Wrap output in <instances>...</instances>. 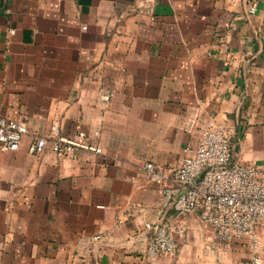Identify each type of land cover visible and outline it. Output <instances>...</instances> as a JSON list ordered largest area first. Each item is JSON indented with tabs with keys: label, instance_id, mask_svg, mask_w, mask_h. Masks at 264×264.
<instances>
[{
	"label": "crops",
	"instance_id": "1",
	"mask_svg": "<svg viewBox=\"0 0 264 264\" xmlns=\"http://www.w3.org/2000/svg\"><path fill=\"white\" fill-rule=\"evenodd\" d=\"M0 117L28 130L0 145V264H139L144 223L166 216L144 163L176 166L214 126L235 161L264 165V0H0ZM75 135L99 153L53 151ZM186 222L159 264L250 260L249 240Z\"/></svg>",
	"mask_w": 264,
	"mask_h": 264
},
{
	"label": "built area",
	"instance_id": "2",
	"mask_svg": "<svg viewBox=\"0 0 264 264\" xmlns=\"http://www.w3.org/2000/svg\"><path fill=\"white\" fill-rule=\"evenodd\" d=\"M255 12L253 4L249 13ZM112 97L109 94L104 99ZM52 130L58 134L57 128ZM27 133L24 123L0 117V145L5 149H19ZM51 142L59 156L76 157L83 149L99 153L78 135L53 138ZM48 143L46 137H35L30 151L42 154ZM234 151V142L228 134L209 126L195 147H185L176 166L162 167L149 161L139 168L145 179L144 188H156L161 196V212L166 214L157 222L144 223L141 241L146 246L139 264H159L161 257L175 256L179 239L188 230L186 219L190 215H197L212 232L214 241L221 245L232 246L249 240L252 255L245 264L259 263L256 229L264 223V165L235 161ZM134 215V211L128 214ZM94 239L101 241L103 237L98 235Z\"/></svg>",
	"mask_w": 264,
	"mask_h": 264
}]
</instances>
